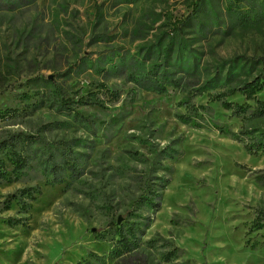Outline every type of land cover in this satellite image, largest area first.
I'll return each mask as SVG.
<instances>
[{
    "label": "rangeland",
    "instance_id": "374dc122",
    "mask_svg": "<svg viewBox=\"0 0 264 264\" xmlns=\"http://www.w3.org/2000/svg\"><path fill=\"white\" fill-rule=\"evenodd\" d=\"M114 1L33 0L0 8V110L8 111L0 114V140L20 131L37 138L19 149L27 162L17 178L0 182V264H74L91 251L102 258L94 264H112L99 234L125 219L148 221L136 264H172L162 259L170 248L164 240L178 247L174 262L180 264H264V224L247 228L253 208L264 205V150L249 154L207 122H179L176 87L165 93L135 88L118 68L119 54L142 56L153 46L161 61L164 47H174L171 24L185 20L195 0ZM228 1L201 0L195 19L178 24L182 44L211 73L243 61L251 66L239 77L261 73L264 79V62L248 60L264 58V19L231 26L223 10ZM35 75L53 80L66 97L94 96L102 105L74 104L80 121L37 105L41 89L28 81ZM183 79L193 86L199 81ZM255 94L264 99V85ZM227 98L244 99L239 93ZM205 100V94L193 97ZM209 104L214 122L239 129V118L216 101ZM256 123L264 127V114ZM55 148L69 161L74 157L79 172L71 177L65 170L61 182L45 184L50 177L40 162L45 149ZM0 161L11 168L1 149ZM27 185L40 187L27 216L17 211L16 198L3 209L5 196ZM145 196L155 209L140 204ZM10 216L24 224H8ZM253 241L255 248L248 245Z\"/></svg>",
    "mask_w": 264,
    "mask_h": 264
},
{
    "label": "trees",
    "instance_id": "16d2710c",
    "mask_svg": "<svg viewBox=\"0 0 264 264\" xmlns=\"http://www.w3.org/2000/svg\"><path fill=\"white\" fill-rule=\"evenodd\" d=\"M33 0H0V8L15 9ZM132 2L134 0H115L118 2ZM201 0H195L191 3V8L185 20L196 17L197 10ZM226 19L231 26H249L253 22L264 19V0H229L223 8ZM176 22L171 24L173 35L171 36L174 47L169 52L167 47L163 49L161 61L156 59L159 47L153 46L152 49L146 51L145 54H119L117 57L118 68L124 73L125 79L130 81L135 88L144 89L156 93H165L168 87H176L180 92V98L176 101L178 106L182 107V111H175L174 116L177 120L185 125L200 127L207 122L211 128L220 134H225L231 139L240 142L249 154H256L258 151L264 150V127L257 125L258 118L264 114V99L257 96L256 91L260 90L264 85V79L261 75L255 74L252 77H239L241 73H249L250 64L243 61H234L228 65L226 71L222 73L223 65L217 68L214 73L206 66H200L195 57L188 51L186 45L182 44L181 37L178 32V24L185 22ZM158 46V45H157ZM151 52V56L146 58L147 53ZM172 57V58H171ZM251 62L257 60L264 62L262 56L254 59H248ZM211 73V74H210ZM196 76L198 78L197 85H189L183 78L187 76ZM32 85H38L41 89L37 91V105L49 104L55 107L61 113L70 114L77 120H82V117L74 110V104L94 103L102 105V101L94 96L79 95L76 98L66 97L65 91L57 83L49 78L35 75L28 78ZM239 93L243 96V101L229 100L227 97ZM205 94L206 100L204 103L193 101L195 95ZM27 98V93L23 94ZM251 100L253 105L248 102ZM216 101L219 107L229 111L231 116L240 119L239 129H232L227 123H216L211 118V106L209 102ZM6 108L0 110L1 115H6ZM78 116V117H77ZM36 137L25 132L10 133L0 140V149L6 151L10 169L5 168L0 161V182H8L17 178L23 166L27 162L25 153L19 149L24 147L25 143L35 142ZM57 151L45 149L40 167L43 173L49 176V179H44L45 184L53 185L62 181L61 173L69 170L72 175L79 172V168L74 166L75 158L69 161V154L65 153L64 149L55 148ZM164 184V182L161 183ZM160 186V187H161ZM148 192L152 191L147 188ZM39 185L24 186L18 190L15 197L10 194L5 196L3 200V209L8 208L10 200L16 198L19 203L18 212L25 213L31 207V200L35 199V194H39ZM153 198H158L159 190L152 192ZM24 198H28L25 200ZM145 201L140 204L155 209L157 204L151 197H144ZM254 215L248 223L249 230H258L264 224V205H258L253 208ZM6 222L11 225H23L24 220L20 217H7ZM148 221L123 220L120 223L111 225L110 233L104 232L99 234V237L106 242L108 249L107 257L112 259V264H136V253L139 243H141L140 235L142 227L146 226ZM246 241V240H245ZM261 240L260 242H262ZM147 245H151L150 240H145ZM168 248L161 253L162 259L172 262V264H180L174 262V259L179 251L178 247H174L168 240L163 241ZM258 242L253 241L248 245L255 248ZM98 260L102 262L100 255L94 251L88 252L87 256L74 262V264H94Z\"/></svg>",
    "mask_w": 264,
    "mask_h": 264
}]
</instances>
